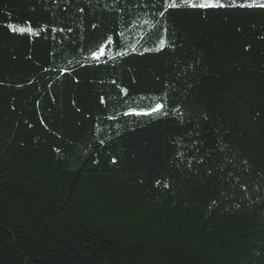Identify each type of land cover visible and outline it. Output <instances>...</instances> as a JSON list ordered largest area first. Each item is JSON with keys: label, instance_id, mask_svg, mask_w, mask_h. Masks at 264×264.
I'll list each match as a JSON object with an SVG mask.
<instances>
[{"label": "trees", "instance_id": "obj_1", "mask_svg": "<svg viewBox=\"0 0 264 264\" xmlns=\"http://www.w3.org/2000/svg\"><path fill=\"white\" fill-rule=\"evenodd\" d=\"M220 3L0 0V264H264V0Z\"/></svg>", "mask_w": 264, "mask_h": 264}, {"label": "snow or ice", "instance_id": "obj_2", "mask_svg": "<svg viewBox=\"0 0 264 264\" xmlns=\"http://www.w3.org/2000/svg\"><path fill=\"white\" fill-rule=\"evenodd\" d=\"M182 2L192 8H209V7H224L223 4L220 3V0H199V2L197 3L196 0H182ZM233 2H235V0H233ZM258 0H252L251 4H248V7H252L253 5L257 4ZM171 7H175L176 4L173 2L171 5ZM241 7L245 6V5H240ZM260 7L264 8V3L259 4ZM19 31L24 32L25 29L24 28H20ZM101 52H103V49H100ZM95 55V53H94ZM160 106L157 105V108H159Z\"/></svg>", "mask_w": 264, "mask_h": 264}]
</instances>
